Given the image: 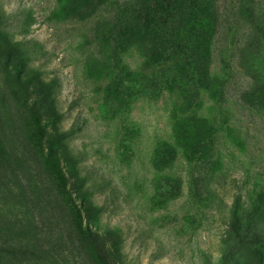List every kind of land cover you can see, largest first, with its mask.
<instances>
[{"label":"rangeland","instance_id":"1","mask_svg":"<svg viewBox=\"0 0 264 264\" xmlns=\"http://www.w3.org/2000/svg\"><path fill=\"white\" fill-rule=\"evenodd\" d=\"M164 1L0 0V264H264V0Z\"/></svg>","mask_w":264,"mask_h":264},{"label":"trees","instance_id":"2","mask_svg":"<svg viewBox=\"0 0 264 264\" xmlns=\"http://www.w3.org/2000/svg\"><path fill=\"white\" fill-rule=\"evenodd\" d=\"M149 1L151 4H154V6L143 7L138 10L143 25L149 24L154 21H156L155 23H157V21L164 22L163 18L166 16L167 6L165 5H167V1L164 0H159L158 2L154 0H149ZM154 16H156L158 20L155 19ZM160 18L161 20H159Z\"/></svg>","mask_w":264,"mask_h":264}]
</instances>
